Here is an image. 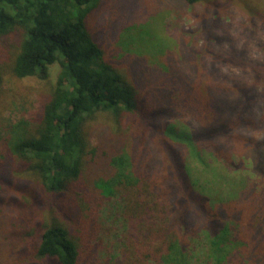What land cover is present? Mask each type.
I'll return each instance as SVG.
<instances>
[{
  "label": "trees",
  "instance_id": "trees-1",
  "mask_svg": "<svg viewBox=\"0 0 264 264\" xmlns=\"http://www.w3.org/2000/svg\"><path fill=\"white\" fill-rule=\"evenodd\" d=\"M105 1L0 0V37L22 32L0 62V264H116L100 258L99 209L123 190L150 199L128 218H139L132 229L138 241L159 243L142 248L144 262L191 264L188 241L199 225L209 264H264V137L253 160L262 183L254 190L235 193L228 185L224 199L203 175L193 180L189 166L206 170L214 154L227 162L230 144L259 123L261 94L230 76L205 99L195 84L146 86L148 74L112 59L90 31ZM9 75L46 83L33 117H5ZM182 106L197 114L194 133L169 125ZM130 152L146 157L137 173ZM254 201L248 221L232 211Z\"/></svg>",
  "mask_w": 264,
  "mask_h": 264
},
{
  "label": "rangeland",
  "instance_id": "rangeland-1",
  "mask_svg": "<svg viewBox=\"0 0 264 264\" xmlns=\"http://www.w3.org/2000/svg\"><path fill=\"white\" fill-rule=\"evenodd\" d=\"M89 28L112 59L133 71L139 69L148 74V78L144 75L148 87L179 89L195 84L205 99L208 91H223L227 87L224 76H230L257 89L264 103V0H202L196 5L181 0H106L92 15ZM17 35L22 32L0 37V62L7 60L8 51L15 48ZM58 70V67L51 70L53 81ZM4 88L8 93L5 117L18 122L36 114L47 86L37 78L19 80L9 75ZM176 112L169 125L176 130L196 132L197 114L185 106ZM246 130L242 132L243 140L230 144L234 149L227 153V162L211 155L205 170L192 161L191 174L196 172L193 180L203 175L202 182L205 180L214 194L224 199L228 185L235 193L243 186L253 190L259 186L262 181L254 175L253 160L255 150L260 148L257 141L264 137V111L259 123ZM260 150L264 157V145ZM129 154L137 173L146 157ZM126 192L121 191L118 198L103 200L99 209V222L104 229L100 236V258L114 260L116 264H158L155 260L144 262L142 252L150 246L158 250L159 243H143V238L138 241L132 229L139 218L131 222L128 219L131 209L142 199L147 202L150 199ZM256 203L236 205L232 211H241L248 221L257 209ZM196 227V237H190L187 253L191 264H209L206 235L199 225Z\"/></svg>",
  "mask_w": 264,
  "mask_h": 264
}]
</instances>
